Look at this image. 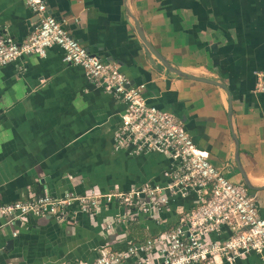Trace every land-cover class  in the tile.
I'll use <instances>...</instances> for the list:
<instances>
[{
  "label": "crops",
  "instance_id": "crops-1",
  "mask_svg": "<svg viewBox=\"0 0 264 264\" xmlns=\"http://www.w3.org/2000/svg\"><path fill=\"white\" fill-rule=\"evenodd\" d=\"M45 1L90 53L146 84L148 102L174 114L229 180L248 182L264 218V93L254 92L264 71V0ZM136 23L161 58L146 50ZM37 24L24 0H0V34L21 43ZM123 110L82 67L66 64L58 46L0 68V203L164 184L170 158L115 148ZM193 207L190 196L153 217L116 204L64 222L27 216L0 228V264L92 262L103 249L123 250L177 226ZM119 214L135 216L107 229ZM234 264H264V254Z\"/></svg>",
  "mask_w": 264,
  "mask_h": 264
},
{
  "label": "built area",
  "instance_id": "built-area-1",
  "mask_svg": "<svg viewBox=\"0 0 264 264\" xmlns=\"http://www.w3.org/2000/svg\"><path fill=\"white\" fill-rule=\"evenodd\" d=\"M24 2L38 16V24L21 43L8 32L0 34V68L22 56L46 57L49 48L58 46L63 61L82 67L89 84L123 102L124 110L114 130L115 148L132 155L162 154L171 164L163 172L164 184L108 193L92 190L52 195L46 191L34 200L0 203V228L27 216H50L60 222L71 221L78 214L96 216L112 204L131 208L135 215L153 217L174 200L193 196L194 207L177 226L123 250L103 249L92 262L78 264H234L253 253L263 255L264 218L249 188L232 182L212 164L208 153L198 147L174 114L148 102L146 84L133 83L117 64L90 53L64 21L49 13L45 0ZM256 75L254 92L264 93V71ZM134 216L119 214L107 229L122 226ZM226 231L230 235L224 239H209ZM154 252L156 259L151 257Z\"/></svg>",
  "mask_w": 264,
  "mask_h": 264
},
{
  "label": "water",
  "instance_id": "water-1",
  "mask_svg": "<svg viewBox=\"0 0 264 264\" xmlns=\"http://www.w3.org/2000/svg\"><path fill=\"white\" fill-rule=\"evenodd\" d=\"M136 30L138 31L140 38L142 39V41L145 44L146 50L153 53L154 55H156L158 58H161L160 55L158 54V52H156V50H154V48L151 46V44L146 40L142 30L140 29L138 23H136ZM163 60V59H162ZM164 64L168 67L169 70H172V68L163 60ZM174 70V69H173ZM177 71V70H175ZM43 183V180H42ZM249 189H253V187H251L248 182L246 185ZM14 241H10V244H12Z\"/></svg>",
  "mask_w": 264,
  "mask_h": 264
}]
</instances>
